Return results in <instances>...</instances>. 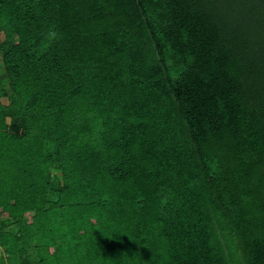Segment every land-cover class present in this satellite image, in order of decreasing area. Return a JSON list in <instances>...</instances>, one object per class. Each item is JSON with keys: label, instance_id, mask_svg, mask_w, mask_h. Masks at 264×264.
Listing matches in <instances>:
<instances>
[{"label": "trees", "instance_id": "1", "mask_svg": "<svg viewBox=\"0 0 264 264\" xmlns=\"http://www.w3.org/2000/svg\"><path fill=\"white\" fill-rule=\"evenodd\" d=\"M0 67V264H264V0H0Z\"/></svg>", "mask_w": 264, "mask_h": 264}, {"label": "rangeland", "instance_id": "2", "mask_svg": "<svg viewBox=\"0 0 264 264\" xmlns=\"http://www.w3.org/2000/svg\"><path fill=\"white\" fill-rule=\"evenodd\" d=\"M11 41L12 42H16L17 41V38L16 37H13ZM0 81H1L2 85H4L6 87V85H7V78H6V74H5L4 70H3V67H0ZM4 101L9 102V98H4ZM55 173L56 172H54V174ZM57 176L59 178L61 177V175L59 173H57ZM77 208L76 209H70V210H66L65 209V211H61V212H58L57 213V216L58 217H60L62 215V213H64V215L67 218V220H69L66 224H64L63 229L68 230L70 224H72V219H73V222H74L75 218L80 215V213L78 212V209ZM53 225L54 226L59 225V223L57 222L56 219L53 220ZM13 227H15V226L14 225L11 226L10 224L7 225V229L8 230L9 229H13ZM15 230H17V228H15ZM55 237L57 238V234L55 235Z\"/></svg>", "mask_w": 264, "mask_h": 264}]
</instances>
